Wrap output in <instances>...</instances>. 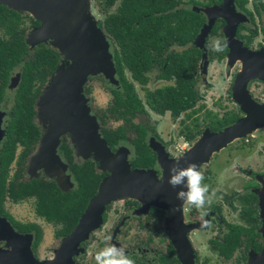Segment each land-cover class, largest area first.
I'll return each mask as SVG.
<instances>
[{"label": "flooded vegetation", "instance_id": "1", "mask_svg": "<svg viewBox=\"0 0 264 264\" xmlns=\"http://www.w3.org/2000/svg\"><path fill=\"white\" fill-rule=\"evenodd\" d=\"M148 1L150 3L147 6ZM163 1L164 4L157 5L161 3L160 0H109L108 5L105 6L106 1L94 0L97 8L95 16L98 18L93 19L105 35L110 50L116 53L119 51L118 45L111 37L106 35L102 28L106 17H112L111 27L116 29L117 25H114V17L127 15L126 21L129 22V28L135 29L141 26V20L145 15L157 17L168 15L167 21L169 22L172 17L185 15L190 31L186 41L182 38L184 36H179L177 32H174L173 35L166 36L168 40L164 42L165 46L161 49L145 47L144 50L150 53L163 52V54L185 51L197 52L198 58L194 76L196 100H198V85L206 84L205 77L208 69L211 67L222 69L220 81L224 85L223 90L227 92L229 103H223L219 114L204 107V105L198 108H203L202 112L210 111L219 119L223 116H234L235 122L243 118L246 111L242 105L235 102L232 87L236 76L246 65L251 63L255 64L253 66L256 67L264 66V0ZM168 5L170 8L165 10L164 7H168ZM99 10L101 13H98ZM25 16L24 18L28 20H34L32 17ZM208 23L210 24L208 32L201 41L196 40L200 29ZM195 28L196 32H194ZM216 40H220L222 44L226 45L223 52L213 50ZM230 47H232L233 55L230 52ZM202 56H204V59ZM161 58L163 56H157L155 59ZM203 62H205V68L202 71ZM157 64V62L154 63L151 69L157 67L158 70ZM154 69L156 70V68ZM156 72L158 73V71ZM14 75V68H12L8 73L7 83L3 89L0 109L3 108V103L8 94L11 95V101L13 99ZM156 75H154V80ZM210 83L212 89L217 87L211 81ZM245 91L261 107L258 116L262 117L264 115V78L250 79L245 85ZM196 103L197 101L194 106L197 105ZM9 110L10 108L8 110L1 109L5 113L2 117L0 146L4 139ZM196 115L198 116V122L201 124V133L203 129L208 128L207 120L202 122L204 113L202 115L193 114V116ZM261 121H263L262 126L255 128L250 133L241 136L213 154L214 156L221 154L216 168L208 162L209 170L207 171L209 173H207L204 183L209 185L210 191H214L216 195L211 206L205 209L207 214L202 218L194 208L189 211H182V223L184 226H190L185 236L192 250V264H264V120ZM144 127L146 128L144 140L147 146L152 140L162 145L165 150V144L163 145L160 140L151 136L147 127L145 125ZM119 146L120 142L114 146L113 150L107 147L113 152ZM185 148L187 149L186 146ZM128 150L129 163L132 152L130 149ZM152 152L154 153V151ZM214 156L212 159H214ZM130 169L132 168L130 167ZM151 169L156 170V163ZM67 174L70 175L74 188L75 182L68 168ZM159 175L160 172L157 176L159 177ZM23 176L27 177L25 171H23ZM6 201L9 200L6 198L2 203L3 211L14 220V217L4 206ZM122 207L125 208V211L117 221L112 222L107 228L104 225L108 208L104 210V218H102L100 227L89 236L88 240L80 244L82 251L75 257L74 264H95V253L107 244L124 248L135 260V264H181L173 243L169 239L165 224L166 213L163 210L150 207L146 213L136 214L139 204L129 199L122 201ZM1 217L15 230L5 216L0 215ZM30 234L33 235V243L34 234ZM63 237L58 238L59 241ZM32 243L31 250L36 259L43 261V259L51 258L49 256L39 259L37 256L39 243L34 249ZM0 248L6 249L4 242H0Z\"/></svg>", "mask_w": 264, "mask_h": 264}, {"label": "water", "instance_id": "2", "mask_svg": "<svg viewBox=\"0 0 264 264\" xmlns=\"http://www.w3.org/2000/svg\"><path fill=\"white\" fill-rule=\"evenodd\" d=\"M0 5L28 14L38 22V26L27 33L26 45L48 44L61 57L34 102L41 131L34 150L26 159L24 170L30 177L28 180L38 179L37 172L43 168L48 179H53L62 192L73 188L68 166L56 152L57 141L63 135L68 136L75 156L91 157L97 163V171L106 173L73 229L61 238L51 259L36 260L31 250L33 235L16 232L1 217L0 242H4L6 249L0 248V264H73V257L82 251L80 244L100 227L105 207L126 199L139 204L136 214L146 213L150 207L163 210L166 230L179 261L192 264V250L185 236L190 226L182 223V210L174 211L181 203L175 198L181 189L169 186L168 170L173 164L186 167L194 163L200 168L227 144L263 125L264 115L258 116L261 107L246 93L245 85L252 78H264V66L250 63L235 78L232 95L246 111L243 118L216 132L203 129L199 137L174 158L162 145L151 140L148 147L154 151L160 171L158 177L154 169H130L127 148L118 147L112 152L99 133L96 117L85 104L83 86L88 77L102 74L106 80L117 84L113 79L115 68L107 40L89 14L88 0H0ZM209 28V23L203 26L196 40L201 41ZM1 137L0 128V140Z\"/></svg>", "mask_w": 264, "mask_h": 264}, {"label": "trees", "instance_id": "3", "mask_svg": "<svg viewBox=\"0 0 264 264\" xmlns=\"http://www.w3.org/2000/svg\"><path fill=\"white\" fill-rule=\"evenodd\" d=\"M103 1H106L105 6L108 5L109 0ZM160 1L161 3L157 5L164 4L163 0ZM149 3L150 1L147 2V6ZM164 8L166 10L170 6ZM167 16L145 15L141 20V26L135 29L129 28V22L126 21L127 15L114 17L116 29L111 27L112 17H106L103 22L104 32L119 47V51L112 55L119 89H111V105L97 116V120L100 125H105L108 120L122 122L114 128L101 127L100 129L101 137L111 150L132 134L130 143L133 152L129 158L131 168L151 169L155 165L154 153L144 140L146 128L133 122L135 116H144L148 110L157 115L169 112L172 119H176L181 114L190 118L199 112L198 109H193L196 102L194 76L198 53L185 51L163 54V52L150 53L144 50L145 47L161 49L165 46L164 42L168 40L166 36L173 35L174 32L184 36L182 37L184 41L188 39L190 31L186 16L177 15L178 17L170 18V22L167 21ZM28 25L33 28L38 26V22L30 19ZM0 30L2 31V36L0 35V103L9 71L21 65L19 82L13 94L4 139L0 146V215L5 216L17 232L33 233L34 249L41 239L40 227L35 223H20L12 220L3 211L4 199L7 198L14 204L33 200L35 216L55 226L53 235L55 238H60L73 229L105 173L96 171L95 163L91 160L83 163L75 162L70 146L63 140L59 152L67 163L68 171L75 182L72 190L63 193L53 181L45 178L22 180L27 155L33 150L39 138V129L33 120L34 102L55 70L58 54L54 49L40 44L33 50L31 58L21 62L28 53V48L23 41L26 28L23 27L21 14L2 5H0ZM157 56H163V58L155 59ZM156 62L158 73L155 80L170 83L153 90L144 89V97L141 100L132 83H137L141 88L145 87L147 78L144 73ZM124 71L129 74L130 81L125 77ZM206 120L209 130L215 132L232 124L235 117L223 116L219 119L210 111H205L202 122ZM191 122V128L183 125V128L178 131L185 142H191L200 134L201 124L198 122V116H193Z\"/></svg>", "mask_w": 264, "mask_h": 264}, {"label": "rangeland", "instance_id": "4", "mask_svg": "<svg viewBox=\"0 0 264 264\" xmlns=\"http://www.w3.org/2000/svg\"><path fill=\"white\" fill-rule=\"evenodd\" d=\"M88 3H89V6H88L89 14L91 15L92 18L97 19L98 17L95 16L97 14L96 13V11H97L96 3L94 2V0H89ZM99 11H98V13H101V11L100 12ZM25 15L29 16L28 14L21 13V16H23V18H22L23 27L26 28V33H25V36L23 39L24 43H25L26 35L29 32V30L31 29L28 25L29 20L27 18H24ZM27 16H25V17H27ZM29 17H31V16H29ZM99 18H101V16H99ZM95 23H96V21H95ZM0 35L2 36L1 30H0ZM102 35H104V34L102 33ZM104 37H105V35H104ZM43 45L53 49L48 44H43ZM26 46L28 48V53L21 62L31 58L33 50L38 45H34L32 47L30 45H26ZM108 51L111 55V61H112L113 52H112V50H110L109 47H108ZM60 59H61V57L58 55V64H59ZM154 68H156V70ZM154 68L149 69L148 71H146L144 73L145 77L147 78V82L145 84V87L141 88L139 85H137V83H135V82L132 83L138 97L141 100H143V97H144V89L153 90L155 88L162 87V86L169 84V83H165L163 81H156L153 79L154 75H156V73H157L156 72L157 67H154ZM204 68H205V62H203V64H202V71L204 70ZM20 69H21V65L14 68V74H15L14 75V91H15V88H16L18 82H19ZM124 75L127 78V80L130 81V76L126 71H124ZM221 76H222V69H219V68L217 69L216 67H213V68L211 67L208 69L207 75L205 77L206 78V84L205 85H201V84L198 85V88H197L198 100H196L197 105L194 106L195 107L194 109H198V111H199L197 113L198 115H202L204 113V112H202L203 108L199 109L198 108L199 106L202 107L204 105V107H207L211 110H214L219 114L222 110L221 107H222L223 103L224 102L229 103L227 92L223 90L224 85L220 81ZM48 79H47L46 83L48 82ZM113 79L117 81L115 73L113 75ZM210 81L212 82V84L214 83L217 87L212 89V85H211ZM46 83H45V85H46ZM111 89H115V90L119 89L118 81H117V84H113V83L109 82L108 80H106L102 74H96L94 76L87 78V81L83 86V93H84V96L86 98L85 104L89 107L90 114H93L97 118V116H100L108 107H110V105H111V94H110ZM11 105H12L11 95L8 94L5 102L3 103L4 109L2 107H1V109L2 110H8L11 107ZM1 109H0V115H1L0 116V128L2 126V117L5 113L4 111H1ZM191 119H192V116L190 118H186L185 115H183V116L179 115L178 118L172 119V117L169 115V112H165L163 115H157V114H154V113L147 110L146 115L135 116L133 122L141 124L143 126L145 125L147 127L148 132H150L151 136L160 140L163 145L165 144V150L167 151V153L169 154L170 157H178L183 151L186 150L185 146L188 148L194 142L193 141L194 139L192 140L193 142H191V143L185 142L179 136V133H178V131L181 128H183V125H188V128L192 127ZM33 120H34V123L36 124V126L38 127L39 131H41L40 124L37 122L35 109H34ZM98 124H99V133H100L101 127L114 128L118 125H121L122 122L121 121L113 122V121L108 120L105 125H100L99 122H98ZM202 126H203V124H202ZM132 137H133L132 134H130L127 136L126 139L120 141L119 147H125L127 149H130L131 152H133L132 145L130 143V140L132 139ZM63 140L70 146V149H72V151H73L72 155H73V159L75 162L83 163L87 160H91L95 163V168H97L96 161H94L91 157H87L86 159H81V158H78L77 156H75L74 150H73V145L70 143L67 135L61 136L58 139L57 144H56V152H57L58 157L62 163H65V160L62 158V156L59 152V147H60V144ZM17 152H18V150H17ZM213 156L210 157L211 159L209 161V164H211V166L216 168L218 166L221 154L214 156V159H212ZM25 162H26V160H25ZM25 165H26V163H25ZM11 168L13 170V166ZM199 169L204 174V177H206L207 173H209L207 171V170H209L208 164L202 165ZM96 171H97V169H96ZM155 172L157 174L160 172L157 165H156ZM99 173H101V172H99ZM37 174H38L39 178H45V179L49 178L47 176V174L44 173L43 168H41L37 172ZM29 178L30 177H28V176L23 177V180H28ZM49 180L54 181L53 179H49ZM4 206L7 209V211H9L10 214L14 217V220H16L20 223H27V222L28 223H35L36 225H38L40 227V229H41V240H40L39 245L37 247V251H38L37 256L39 257V259L47 258L49 256H51V258H52L53 252L59 246L60 241L58 238H55L53 235V232L55 230V226H52L51 224H48V223L44 222L42 219L35 216V214L33 212V200H26V201H23V202H20L17 204H14L12 202L10 203V201H6L4 203ZM107 208H108L107 210L105 209L107 212L106 219H105L106 223L104 225L105 228H107L112 222L117 221L118 218L125 211V208L122 207V201L112 202L110 205L107 206ZM93 232H91L90 235ZM134 235L136 236V234H134ZM135 242H136V240H135ZM137 242H140V241H137ZM117 247H120V246H117ZM75 257L76 256L73 257V264L75 262ZM48 259H43V260H48ZM36 260H38V259H36ZM38 261H42V260H38Z\"/></svg>", "mask_w": 264, "mask_h": 264}, {"label": "clouds", "instance_id": "5", "mask_svg": "<svg viewBox=\"0 0 264 264\" xmlns=\"http://www.w3.org/2000/svg\"><path fill=\"white\" fill-rule=\"evenodd\" d=\"M226 45L220 40H216L213 50L223 52ZM168 184L171 188L181 190L176 192V200L181 203L176 210L189 211L196 209L203 218L207 213L206 207L211 206L216 193L210 191L209 185L204 183L205 177L199 167L194 163L180 167L173 164L169 168ZM110 239V238H109ZM95 264H135V260L122 247L114 244H107L99 249L94 255Z\"/></svg>", "mask_w": 264, "mask_h": 264}, {"label": "bare ground", "instance_id": "6", "mask_svg": "<svg viewBox=\"0 0 264 264\" xmlns=\"http://www.w3.org/2000/svg\"><path fill=\"white\" fill-rule=\"evenodd\" d=\"M37 123V122H36ZM59 160V159H58Z\"/></svg>", "mask_w": 264, "mask_h": 264}, {"label": "crops", "instance_id": "7", "mask_svg": "<svg viewBox=\"0 0 264 264\" xmlns=\"http://www.w3.org/2000/svg\"><path fill=\"white\" fill-rule=\"evenodd\" d=\"M210 160V159H209Z\"/></svg>", "mask_w": 264, "mask_h": 264}]
</instances>
